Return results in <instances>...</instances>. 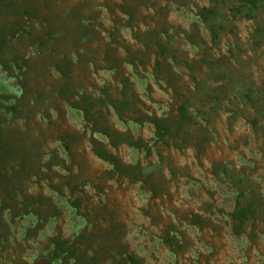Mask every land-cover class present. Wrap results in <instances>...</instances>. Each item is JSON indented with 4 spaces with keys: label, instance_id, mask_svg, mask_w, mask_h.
<instances>
[{
    "label": "rangeland",
    "instance_id": "1",
    "mask_svg": "<svg viewBox=\"0 0 264 264\" xmlns=\"http://www.w3.org/2000/svg\"><path fill=\"white\" fill-rule=\"evenodd\" d=\"M26 2L18 6L20 11L38 5L51 25L18 19L27 33L17 34L13 50L16 53L19 47L22 51L16 54L29 56L35 70L25 72L23 85L22 79L2 82L12 99L23 92L24 111L33 108L30 119L19 117L12 125L39 144L40 159L52 167L25 181L28 194H41L48 201L32 209L59 212L57 219L46 221L45 229L51 230L57 221L65 239H72L91 223L87 232L92 248L107 246L111 251L109 247L117 243L141 256L145 264H174L175 257L159 240L173 223L184 244L179 254L183 264H264V0L252 20L232 11L240 6L238 0ZM84 5L97 16L88 38L80 36V23L71 22ZM204 7L216 10L213 20L222 27L216 44L209 23L196 17ZM130 9L135 13L131 17L125 13ZM12 20L13 15H6L0 23ZM52 30L53 39L40 47L39 40H46ZM159 41L168 51L165 56ZM81 53L86 63L78 60ZM63 57L75 64L70 83L80 88L79 93L94 97V117L85 118L75 99L60 95L65 77L54 61ZM0 78H5L1 72ZM126 100L132 107L125 114L113 108ZM183 104L192 114L190 122L181 121ZM155 116L170 122L172 135L155 139L156 127L148 120ZM105 132L121 137L115 143ZM129 137L148 145L150 153L147 148H130ZM101 149L124 166H138L157 189L150 192L129 173H118L99 156ZM32 152L27 153L34 157ZM67 182L79 186L77 198L83 203L81 213H89L87 220L69 207L75 199ZM55 187L62 188L65 198ZM243 191L257 214L237 234L230 216ZM196 216L202 225H194ZM35 220L30 215L8 221L7 243L25 240ZM38 232L31 235L26 254L23 247L15 251L23 254L25 264L39 260L40 244L44 248L53 236L47 232L40 239ZM13 259L0 251V264H12Z\"/></svg>",
    "mask_w": 264,
    "mask_h": 264
},
{
    "label": "trees",
    "instance_id": "2",
    "mask_svg": "<svg viewBox=\"0 0 264 264\" xmlns=\"http://www.w3.org/2000/svg\"><path fill=\"white\" fill-rule=\"evenodd\" d=\"M24 1L30 2L31 0H0V21L5 20L6 15H13L14 17V21L12 20L11 22V24H14V26H11L10 22L0 23V72L5 75L4 79L0 78V251H4L6 255L11 254V257L13 256L14 259L12 264H25L23 263V254H26L29 250L30 237L33 233L39 231L37 235L40 237V239H42L43 235L47 232H49L50 235H53L49 243L45 245L44 248L40 244L42 250L37 253V258H48L49 264H145L141 256L130 252L128 248L119 247V244L117 243H114L115 246L109 247L111 251H107V246H104L103 248L101 247L99 249L92 248V235L87 232V227H89L91 223H86L85 228L81 230L80 233L78 232L75 235V238L73 237L72 239H65L60 230L56 228L58 227L57 221L54 222L53 225L48 224L50 226L52 225L51 230L45 229L47 226L46 223H48L46 221L50 217H53L54 219L58 218L59 212L57 209L55 212H52V210L48 209L45 212L32 209L34 206L39 204H41V207L46 206L48 201L43 196H41V194H28L27 190L25 189L26 182L28 181H26V179L34 176L41 177L52 167L50 164L43 162V159H40V155L42 157V153L40 154L39 144L27 140L26 135L21 133L12 125V123L19 117L23 118L24 120L30 119L32 117L33 108L24 111V107L20 105L21 101H23V92L20 97L17 96L16 99H12V97L7 96V93L3 91L4 84L2 81H7L5 83L7 84L9 83L8 81H11L12 79H16L17 81L22 79L21 84L23 85V83L27 81V74L25 72H27L28 69L35 70L34 65H31V62H28L29 56H24L25 53L18 55L22 51L21 49H18L19 47L16 48L18 50L16 53L18 54L14 53L15 51L13 50V46L15 45L13 42L16 40L17 34H21L25 31V33H27V30L24 31V27L21 26L23 23L19 25L20 22H18V19H21V17L23 19L30 20L38 19L42 22H47L48 25H51V22L49 20L50 17H46L43 10L37 5L40 2L36 3L37 9L36 7H33L31 11L29 9L23 8V10L20 11L18 6H21V3ZM124 1L129 2L130 0ZM262 1L263 0H238L240 6H235L232 11H235L238 15H244L247 20H252L255 18L254 11L260 7ZM55 2L57 4L58 0H55ZM30 4L34 5L31 2ZM82 10V13L74 14L71 22L80 23V26L83 27L81 28L80 36L82 35V37H84V35H89L87 33H90L92 29L91 25L94 24L97 16L95 15V12L89 8V6H82ZM125 13H127L130 17L135 14L132 9L126 10ZM215 16L216 10L209 7L202 8L200 10V14L196 16L202 24L209 23L208 26L213 34L214 44H216V40L218 39L217 30H221L220 28H222L220 25H217L214 22L213 17ZM85 25L86 27L84 28ZM52 32L53 30L49 32L46 40H39L38 43L40 47L46 44L49 37L53 39ZM165 33H167V31H165L164 34ZM157 44L161 47L160 52L162 56H165L168 53V51L163 48L165 45H163L160 41L157 42ZM85 52L86 55H88L87 53L89 52ZM39 54L40 53H38V55ZM82 54L83 53H81V56H78V60L86 63ZM106 58L107 55L104 59ZM63 60L65 61L63 62ZM63 60L54 61L55 68L60 74H62L63 77H65V83H63L59 88L60 95L65 99H75L76 108L79 110L82 109V111H80L83 113L85 118L89 119L94 117V113L92 111L94 109V97L86 91H84V93H79L80 88L70 83V73H72L73 69H75V67H73L75 64L67 57H63ZM174 60L175 62L177 61L176 58H174ZM96 61H93L92 63H95ZM203 62L205 64H211L205 60H203ZM126 89L127 87H124L123 89L124 96H126ZM106 93V89L103 90V94ZM247 96L248 99L251 100V93H249ZM99 102L101 104L105 103V101L102 99ZM119 104L113 106V108L115 110L120 109L122 114H125L127 110L131 109L132 107L131 103L127 100L123 101L121 105ZM179 112L181 121L183 123L192 121V114H190L189 110L187 109V105H181L179 107ZM261 116L264 117L263 114ZM148 120L151 121L156 127L155 139H164L168 135L173 134V126L169 121L159 120L157 116H155V118L148 117ZM252 123L256 125L258 121L254 119ZM105 135H107V139H116L115 143H117L118 139L121 137V135L116 134L114 136L111 132H105ZM126 144L130 148L137 150L147 148V152L150 153L148 145H144L141 142H136L131 137L127 138ZM65 147L70 151L68 144H65ZM29 150L33 151L32 154L35 155L34 157L33 155L27 153ZM98 154L104 161L115 165V169L118 171V173H129L130 178L133 179L134 182H144V185L149 187L150 192H154L157 189V187L150 181L149 176L145 177L141 173L138 166H124L121 164V160H119V158L110 155L109 152L104 149H101ZM55 157L56 156H54V158ZM66 187L68 189L69 195H72L73 199H75L70 203L69 207L75 210L79 217L87 220V218H89V213H81V207H83V203L81 200H79V198H77L80 192L78 190L79 186L67 182ZM54 189L57 190V193H59L60 196L65 198V192H62V188L59 189L55 187ZM246 195V191L239 193L237 200L238 207L231 213L230 216L234 230L237 234H240L243 227L250 221L251 218H254L253 220H255L257 214L255 210V204L249 197H246ZM243 199H248L246 201V205L244 206L241 205ZM27 208L29 211H27ZM88 211L91 212L89 208ZM30 215L36 218V222L32 224L31 227L27 228L25 240L13 238L12 240L15 243H7L8 240L6 239L7 236L5 233V230H7V222L12 221L15 223L18 218H25ZM185 219L188 220V218ZM192 220L194 225L203 224L202 219L197 216L193 217ZM178 235L179 233L176 225L172 223L168 228L163 230L159 240L160 243L166 244L168 246L170 254L175 257L174 264H183L179 261V254L180 251L183 250L184 244H181V241H179L177 237ZM5 244L9 245L7 249L4 248ZM18 246L25 249L22 255L18 252H15L17 251ZM83 246H85V248ZM11 248H13V250L9 251Z\"/></svg>",
    "mask_w": 264,
    "mask_h": 264
},
{
    "label": "water",
    "instance_id": "3",
    "mask_svg": "<svg viewBox=\"0 0 264 264\" xmlns=\"http://www.w3.org/2000/svg\"><path fill=\"white\" fill-rule=\"evenodd\" d=\"M34 264H49V259L42 257L39 260H37Z\"/></svg>",
    "mask_w": 264,
    "mask_h": 264
}]
</instances>
